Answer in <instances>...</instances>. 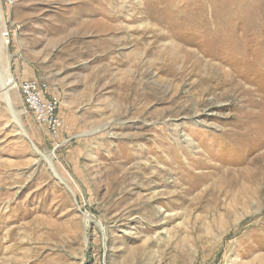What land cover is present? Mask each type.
Wrapping results in <instances>:
<instances>
[{"label": "rangeland", "instance_id": "rangeland-1", "mask_svg": "<svg viewBox=\"0 0 264 264\" xmlns=\"http://www.w3.org/2000/svg\"><path fill=\"white\" fill-rule=\"evenodd\" d=\"M1 32L62 126L0 86V264H264V0H0Z\"/></svg>", "mask_w": 264, "mask_h": 264}, {"label": "built area", "instance_id": "built-area-1", "mask_svg": "<svg viewBox=\"0 0 264 264\" xmlns=\"http://www.w3.org/2000/svg\"><path fill=\"white\" fill-rule=\"evenodd\" d=\"M19 88L34 119L45 124L56 135L62 126L60 103L51 96L48 84L35 78L23 81Z\"/></svg>", "mask_w": 264, "mask_h": 264}, {"label": "bare ground", "instance_id": "bare-ground-1", "mask_svg": "<svg viewBox=\"0 0 264 264\" xmlns=\"http://www.w3.org/2000/svg\"><path fill=\"white\" fill-rule=\"evenodd\" d=\"M1 34V41H0V45H2V43H3V41H4V37H5V33L3 32H1L0 33ZM0 86H1V89H2V93H3V97H4V99H6V101H7V103L9 104V107H10V109L13 111V114H14V116H15V119L17 120V124L18 125H21V122H20V119H19V117H17V114H16V111L14 110V107H13V101H12V98H11V94H10V91L12 90V89H19V85H18V83L14 80V78L12 77V76H10V75H8V76H6V77H4V75L2 76V75H0ZM21 130L23 131L22 133L25 135V136H27L28 137V135H27V130L25 131L24 129H23V127L21 126ZM46 158L45 159H47L48 160V162L51 164V162H52V157H53V154H50L49 156H45ZM255 165V164H254ZM263 166V165H262ZM259 170H261L260 168H258ZM262 172V171H261ZM263 174V173H262ZM250 175V174H249ZM252 176V175H251ZM250 176V177H251ZM255 176V175H254ZM261 176V175H260ZM249 179V178H248ZM246 180H247V178H246ZM249 181V180H248ZM249 182H251V181H249ZM256 183H257V180H256ZM247 184V183H246ZM250 185V184H249ZM248 186V185H247ZM252 188V187H251ZM254 191V190H253ZM256 191V190H255ZM254 196V195H253ZM256 196V195H255ZM258 198V197H257ZM87 217V220L88 221H90V220H92V218L89 216V215H87L86 216ZM100 226H101V228L102 229H104V225H102V222H97Z\"/></svg>", "mask_w": 264, "mask_h": 264}]
</instances>
